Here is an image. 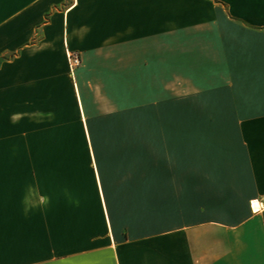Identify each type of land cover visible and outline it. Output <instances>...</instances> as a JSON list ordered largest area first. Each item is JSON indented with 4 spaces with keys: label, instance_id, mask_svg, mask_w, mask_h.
Segmentation results:
<instances>
[{
    "label": "crops",
    "instance_id": "1",
    "mask_svg": "<svg viewBox=\"0 0 264 264\" xmlns=\"http://www.w3.org/2000/svg\"><path fill=\"white\" fill-rule=\"evenodd\" d=\"M141 81L150 106L197 118L151 121L143 166L107 180L92 113L140 111ZM46 120L83 128L94 165L79 242L46 246L39 202L30 231L14 143ZM0 264H264V0H0Z\"/></svg>",
    "mask_w": 264,
    "mask_h": 264
},
{
    "label": "rangeland",
    "instance_id": "2",
    "mask_svg": "<svg viewBox=\"0 0 264 264\" xmlns=\"http://www.w3.org/2000/svg\"><path fill=\"white\" fill-rule=\"evenodd\" d=\"M81 66V58L78 63L73 64V69L69 62V74L77 75ZM141 82L140 111L120 113V106L128 107L132 103L126 98L124 105L118 102L115 107L108 106V113H92L89 131L98 168L108 175L107 180L116 179L114 174L118 169L143 166L138 157L148 154L151 121L197 118L196 112H166L150 106L147 81ZM110 92L116 95L115 98H119L124 91H118V95L114 90ZM174 108L180 109V104ZM115 109L117 110L114 111ZM65 114L74 115L68 111ZM52 123L46 120L45 127L30 128L28 145L14 143V152L23 154L22 158L19 156L14 160V167L30 169L29 186L35 199L30 202V231H35L40 226L37 221H40L43 214L41 218L38 217L40 214H37L36 209L39 204V210H44L46 246H51L52 237L62 242L68 241L70 232L71 238L75 237L79 242L85 235L95 232L98 226L94 217L98 206L94 165L84 130L77 125L53 127Z\"/></svg>",
    "mask_w": 264,
    "mask_h": 264
},
{
    "label": "built area",
    "instance_id": "3",
    "mask_svg": "<svg viewBox=\"0 0 264 264\" xmlns=\"http://www.w3.org/2000/svg\"><path fill=\"white\" fill-rule=\"evenodd\" d=\"M80 61V58L76 55L69 54V62L71 64V68L73 69V64L78 63Z\"/></svg>",
    "mask_w": 264,
    "mask_h": 264
},
{
    "label": "bare ground",
    "instance_id": "4",
    "mask_svg": "<svg viewBox=\"0 0 264 264\" xmlns=\"http://www.w3.org/2000/svg\"><path fill=\"white\" fill-rule=\"evenodd\" d=\"M255 207H256V209H259V207H260L259 203H255Z\"/></svg>",
    "mask_w": 264,
    "mask_h": 264
}]
</instances>
